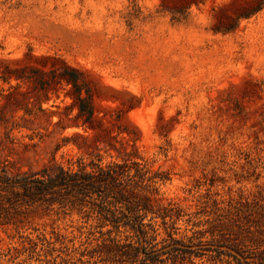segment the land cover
Here are the masks:
<instances>
[{
	"label": "rangeland",
	"instance_id": "1",
	"mask_svg": "<svg viewBox=\"0 0 264 264\" xmlns=\"http://www.w3.org/2000/svg\"><path fill=\"white\" fill-rule=\"evenodd\" d=\"M0 62L32 73L2 110L27 121L0 133V165L136 161L172 209L157 249L172 233L207 250L175 264L264 258V0H0ZM62 62L85 72L96 115L82 150L68 87L49 74ZM22 221L0 226V264H132L110 249L127 234L94 216L39 206Z\"/></svg>",
	"mask_w": 264,
	"mask_h": 264
},
{
	"label": "trees",
	"instance_id": "2",
	"mask_svg": "<svg viewBox=\"0 0 264 264\" xmlns=\"http://www.w3.org/2000/svg\"><path fill=\"white\" fill-rule=\"evenodd\" d=\"M0 64V80L8 85L7 94L0 89V133L7 136L23 128L20 124L27 120H17L15 116L7 118L2 110L15 96L23 95L21 83L32 79V73L27 74L23 67L12 68L4 62ZM50 73L68 87L66 96L71 99V103L65 109L69 114L75 111L72 118L75 123L72 126L84 129V134L74 133L72 140L63 138V145L69 144L71 140L78 150H82L83 145L74 140L86 143L90 139L87 130H94L93 121L96 119L92 106L82 96V92L86 96L88 94L85 72L62 62L61 71ZM12 81L16 84L12 85ZM47 87L46 81L40 82V91L45 92ZM54 106L57 107H52ZM37 111L47 113V109L41 105L37 107ZM25 112L32 114L30 110ZM60 122L61 120L56 124ZM78 161V169L53 162L32 172L14 171L7 165H0V226L17 227L23 223V216L29 209L44 206L49 211L62 209L89 218L90 215L94 216L99 227L110 228L108 234L123 231V234H127V243L121 244L119 240L110 238V249L120 257L130 259L132 264H163L167 261L174 264L185 261L190 263L193 256L200 257L207 251L202 248L201 242L194 250L191 244H183L172 233H167L169 242L157 249L159 233L155 220L161 219L162 226L166 228L167 219H172V209L160 205L156 185L164 179L158 173L151 174L144 166L132 160H115L106 164L101 159L91 160L88 164H84L82 159ZM174 224L173 222L172 225ZM233 258L237 264H255L248 257H243L242 260ZM263 261L264 258H261L257 264H264Z\"/></svg>",
	"mask_w": 264,
	"mask_h": 264
}]
</instances>
